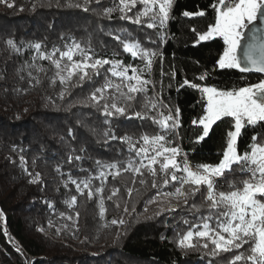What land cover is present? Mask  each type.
<instances>
[{"label": "trees", "instance_id": "1", "mask_svg": "<svg viewBox=\"0 0 264 264\" xmlns=\"http://www.w3.org/2000/svg\"><path fill=\"white\" fill-rule=\"evenodd\" d=\"M7 2L14 3V6L0 3V210L3 211L0 217V264H221L226 257H230L232 254L228 253L213 259L195 251L183 255L174 243V229L188 227L180 219L188 213L181 207L176 212L155 216L158 205L147 203L157 192L150 186V180L148 185L142 186L137 178L133 186L130 173L116 179L109 177L104 193L107 210L103 218L99 214L97 199L88 200L79 196L73 185H69L71 191L66 190L60 182L62 177L55 172L58 165L64 172L71 171L74 176H84L86 173L79 172L78 165L94 169L92 157L108 161L124 159L128 156L127 146L118 141L97 143L98 135H93L80 123L84 121L89 127L97 128L98 133L103 128L101 122L104 117L99 112L75 103L86 94L88 83L83 88H71L70 94L61 99L59 92L62 86L59 81L55 86L50 81L55 72L54 67L48 61L38 60L37 64L42 65L46 73L33 70V75L39 76L41 84L30 87L27 73H20V76H24L23 80L16 73L25 61L31 63L34 50L26 49L23 55L10 54L4 44V40L11 36L18 43L41 42L46 50H50L54 45L63 48L69 37L83 41L91 35L99 56L110 55L115 49L121 53L118 58L125 63H139L132 61L117 42L99 31V28L104 27L106 31L115 28L131 30L145 46L159 47L166 73L173 66L176 70L175 80L167 75L161 77L158 58L153 67L152 79H163L164 103L180 108L183 127L179 129L182 140L178 143L188 152V159L193 164H215L226 148L230 118L217 122L204 141L195 143L201 128L193 126L192 120L203 115L205 98L196 89L184 86L177 91V87L185 78L195 83L239 87L256 83L264 77L237 70H219L216 61L225 48L220 38L195 43L196 35L191 28L196 27L197 31L202 32L209 23L214 22L215 13L210 7L214 0H175L172 13L175 19L169 21V39L164 44L158 40L155 44L150 43L145 34L156 39L154 30L120 20L118 13L108 20L100 19L91 11L112 6L113 0L93 3L88 12L82 8L68 7V0ZM140 7L138 4L133 11ZM200 10H204L206 16L187 18L182 15L184 11ZM102 46H107V51ZM204 71L209 73L208 79L198 80L197 77ZM169 84L172 87H168ZM156 91H160L159 84ZM149 94H152L151 88ZM72 104L74 106L70 107ZM114 126L118 136L158 131L150 121L135 118L128 120L120 117L114 121ZM70 128L75 139L68 135ZM255 132H264V129L258 126L242 130L238 142L240 151H244L251 143V136ZM82 144L87 148L86 159L68 164L69 145L76 148L79 154ZM20 155L28 161L29 171L41 174V184L28 183L29 177L20 167ZM94 183L98 184V181ZM112 187L120 191L117 197L108 200ZM129 187H133L130 198L127 193ZM72 195L77 196V204L69 208L65 201ZM199 200L197 196L196 201ZM116 202L120 203V208L116 207ZM125 202L128 213L123 212ZM146 207L147 212L144 211ZM77 211L80 214L78 219L75 217ZM61 213L65 215L62 217ZM67 216L73 219L69 220ZM121 218L126 221L123 226L110 223L112 219ZM190 219L194 220L195 217ZM105 224L108 226L105 227ZM57 228L60 229L59 233Z\"/></svg>", "mask_w": 264, "mask_h": 264}, {"label": "snow or ice", "instance_id": "2", "mask_svg": "<svg viewBox=\"0 0 264 264\" xmlns=\"http://www.w3.org/2000/svg\"><path fill=\"white\" fill-rule=\"evenodd\" d=\"M0 3L14 6V3H8L7 0H0ZM93 3L100 4L101 0H68L67 6L88 12ZM138 4L141 7L134 12ZM174 4L175 0H113L112 6L91 11L100 19L108 20L112 19L114 13H118L120 20L154 30L156 39L145 34L150 43L155 44L158 40L164 44L169 39V21L175 19L172 15ZM57 6H60L59 3ZM210 7L215 13L214 22L209 23L202 32L197 31L196 27L191 28L196 35L195 43L220 38L225 48L216 61L219 70L264 74V36L258 35L264 32V0H214ZM20 10L23 11V8ZM182 15L187 18L204 17L206 12L184 11ZM258 21L261 27H256ZM99 31L116 41L124 54L139 63H125L118 58L121 53L115 49L110 55L99 56L91 35L83 41L69 37L63 48L54 45L50 50H46L41 42L18 43L11 36L4 40L5 50L10 54L23 55L26 49L34 50L31 63L25 61L16 73L20 76V73L26 72L30 87L41 84L39 76L33 75V70L46 73V69L37 64L38 60L48 61L54 67L55 72L50 81L52 86L59 81L62 86L59 92L61 99L70 94L71 88H83L88 83L86 94L75 103L99 112L104 117L101 122L103 128L98 133L97 128L89 127L84 121L80 123L90 133L98 135L97 143L118 141L127 146L128 156L124 159L108 161L92 157L94 169L78 165V171L86 173L84 176H74L71 171L64 172L58 165L55 172L62 177V186L71 191L69 185H73L79 196L88 200L97 199L99 214L103 218L107 210L104 193L109 177L116 179L130 173L133 186L137 178L142 186L148 185L150 180V186L157 192L147 203L158 205L155 216L176 212L181 207L188 213L180 217L183 225L188 227L174 229V243L183 255L195 251L215 259L231 253L221 264H264V132H255L244 151L238 148L243 129L258 126L264 129V78L239 87L195 83L185 78L177 87V91L184 86L196 89L205 98L203 115L192 120L193 126L201 128L195 143L204 141L217 122L226 118L231 121V128L226 132V148L219 162L193 164L188 159V152L178 143L182 140L179 129L183 127L180 108L164 103L163 79H152L153 67L158 58L161 77L167 75L175 80L174 66L166 73L163 53L159 47L145 46L141 38L127 28L106 31L100 27ZM249 32L250 42L242 44ZM102 47L107 51V46ZM208 77L209 73L204 71L197 79L205 81ZM20 79L23 80L24 76H20ZM157 84L160 85V91H156ZM120 117L150 121L158 131L118 136L114 121ZM68 135L75 139L71 128ZM86 153L87 148L83 144L79 154L76 148L69 145L67 163L83 161ZM19 161L20 167L29 177L28 183L41 184V174L29 171L28 161L23 155L19 156ZM97 181L98 184L94 183ZM109 191L107 199L112 200L118 196L120 189L112 187ZM127 193L130 198L133 187L127 188ZM197 196L200 197L199 202L196 201ZM65 203L69 208H74L77 196L72 195ZM116 207L120 208L119 202H116ZM147 210L146 207L144 211ZM123 212H129L127 202ZM64 215L61 213L62 217ZM79 215L77 211L76 219ZM2 216L3 211L0 210ZM67 219L72 220L73 217L67 216ZM110 223L123 226L126 221L123 218L112 219ZM56 231L59 233L60 229Z\"/></svg>", "mask_w": 264, "mask_h": 264}, {"label": "water", "instance_id": "3", "mask_svg": "<svg viewBox=\"0 0 264 264\" xmlns=\"http://www.w3.org/2000/svg\"><path fill=\"white\" fill-rule=\"evenodd\" d=\"M256 27H261L259 21L257 22ZM259 36H264V32L258 33ZM251 39V33H247L246 34V38L245 41L242 42V44H247L248 42H250ZM247 74H256V75H262L264 77V74H258V73H247Z\"/></svg>", "mask_w": 264, "mask_h": 264}]
</instances>
